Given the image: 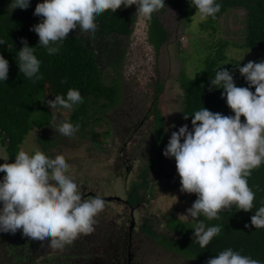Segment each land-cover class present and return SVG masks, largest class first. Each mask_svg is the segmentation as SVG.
<instances>
[{
    "label": "trees",
    "instance_id": "16d2710c",
    "mask_svg": "<svg viewBox=\"0 0 264 264\" xmlns=\"http://www.w3.org/2000/svg\"><path fill=\"white\" fill-rule=\"evenodd\" d=\"M217 2L221 4L220 11L216 13L215 18L209 17L204 20L200 24L202 28L207 26L209 31H215L212 29L213 26L226 11L240 9L245 12L244 40L241 48L264 53V0H217ZM165 7L175 9L179 18L186 21L191 20L196 12L195 7L190 6V0H166ZM165 7L155 12L150 22L145 21L147 43L156 56L168 39L158 15ZM11 8H13L11 0H0V40L4 41V44L0 45V54L9 61L8 79L5 82L0 81V144L5 147L9 162L14 160L21 144L33 129L38 130L36 140L39 150L46 158L53 160L54 153L51 149L56 148L58 143H63L65 138L60 135L49 136L45 131L54 119L47 101H54L59 95L66 98L70 90L79 92L82 102L72 111L69 123L79 125L76 133L81 139L86 140L84 136L89 134L92 143L104 144L109 138V132L105 130L98 132L90 126L99 124L95 122L100 119L99 111H102L101 117L105 119L103 112L106 113L119 101L121 69L126 57L128 39L138 19L135 15L136 6L127 8L121 6L115 13L106 10L96 18L97 30L94 36L81 34L79 31L72 33L62 44L57 42L56 45H51L59 47V51L53 55H49L45 47L38 45V35L30 30L42 19L33 15L35 7L31 5V0L30 6L26 9ZM22 38L29 46L35 47L34 54L41 61L42 79L35 82L19 73L16 64L18 51L23 47ZM217 41L209 45L210 49L217 48L215 52L217 60L219 62L224 60V63L228 62L234 66L239 64L227 58L228 42ZM208 61L205 75L201 79L189 80L184 76L181 79L183 89L181 115L183 119L184 115H189L187 120L184 119V124H188L190 129V115L203 106L212 112L233 114L221 96L223 90H209L210 79L214 78L213 71L218 64L216 65L211 56ZM230 69L233 71L237 86H248L236 66ZM155 73L158 75V72ZM62 81L65 83L62 84ZM156 85L153 99L155 104L151 111L149 113L146 111L141 118L143 120L152 118L150 123L152 125L153 121V135L156 139L149 161L140 169L138 181L131 182L125 201L103 198L107 205L105 210L95 217L93 231L79 235L63 250L50 248L52 252L48 262H43V259L36 260V250L39 251L36 242L24 238L20 231L0 232V264H149L140 252V243L146 239L173 256L193 264H206L209 258L229 247L241 252L242 255H250L254 259L264 261V228L255 229L250 223L255 209L264 205V163L253 169L247 178L249 187L255 193L252 211L239 210L232 204L218 212L219 219L209 220L200 216L196 220L192 219L177 226L171 222L173 216L170 215L166 217L165 228L168 229L165 231L166 235L158 234L148 218L143 217L137 223L135 216L134 219L131 217L146 194L149 197L154 196L152 191L146 192L147 177L164 158L163 150L166 146L164 138L167 132L164 118L158 108L159 102L156 104L163 87L159 83ZM243 120L244 117L241 116V121ZM132 137L130 141L135 139ZM116 138L118 139L117 136ZM117 152V156L126 157L127 153L122 146H118ZM195 199L196 195L192 194L190 199L192 203ZM110 203L123 205L124 212L120 214L109 212L112 208L108 206ZM197 220H203L206 227L219 225L221 228L220 233L204 248L199 246L195 238L192 240L194 232L192 228ZM132 222L131 239L126 227Z\"/></svg>",
    "mask_w": 264,
    "mask_h": 264
},
{
    "label": "clouds",
    "instance_id": "9594fccd",
    "mask_svg": "<svg viewBox=\"0 0 264 264\" xmlns=\"http://www.w3.org/2000/svg\"><path fill=\"white\" fill-rule=\"evenodd\" d=\"M11 2L13 9L30 6V0ZM165 4L166 0H42L33 13L42 19L30 30L38 35V45L53 55L59 47L51 45L62 44L72 33L94 36L96 18L106 10L115 13L121 6L135 5V15L150 22ZM190 6L195 7L193 16L200 21L215 18L221 9L217 0H190ZM21 43L16 63L19 73L33 82L42 79L35 47L23 38ZM3 44L0 40V45ZM241 61L235 66L248 86H237L233 71L223 67L210 79L209 90L222 89L221 96L233 114L212 112L203 106L190 115L191 129L184 124L172 131L163 150L165 157L175 160L180 191L196 195L182 215L185 218L219 219L218 212L232 204L245 212L254 208L255 193L247 178L264 163V60L248 61L243 66ZM8 73L9 61L0 54V81L5 82ZM81 102L80 93L70 90L66 98L59 95L54 101L48 100L47 106L71 112ZM188 117L184 115L185 120ZM54 129L61 137L70 138L79 125L61 122ZM25 144L28 147L20 148L14 162L0 155L4 161L0 163V173H4L0 177V232L20 231L27 240L63 250L79 235L93 231L95 217L105 210L106 203L99 195H85L67 174L69 165L64 158L48 159L35 145L28 141ZM4 151L5 147L0 145V153ZM250 223L255 229L264 228V205L255 209ZM192 229V240L195 238L201 248L221 230L219 225L206 227L203 220H197ZM206 264H264V261L229 247L209 258Z\"/></svg>",
    "mask_w": 264,
    "mask_h": 264
},
{
    "label": "rangeland",
    "instance_id": "374dc122",
    "mask_svg": "<svg viewBox=\"0 0 264 264\" xmlns=\"http://www.w3.org/2000/svg\"><path fill=\"white\" fill-rule=\"evenodd\" d=\"M38 2L42 0H31V5L35 7ZM158 15L161 25L167 32V41L162 45L157 56L154 55L152 47L147 43L145 20L138 16L133 33L128 39L126 57L121 69L119 101L106 113L103 112L105 119L101 117L102 111H99L100 119L95 121L99 124L90 126L98 132L108 131L107 141L102 145H96L90 141L89 134H85L86 140H84L75 132L72 137L65 138L63 143H58L56 148L51 149L54 153L53 160L57 157L64 158L69 165L67 174L78 184L87 180L90 188H97L99 194L107 198H119L125 201L131 182L138 181L137 176L140 174V169L149 161L156 138L150 124L151 117L145 120L141 118L144 117L146 111L149 113L155 104L153 99L156 93V83L162 84L163 87L156 104L159 102L158 108L164 118L167 132L164 142L167 144L171 132L184 125L181 115L183 110L181 79L183 76L189 80L201 79L205 75L206 63H209L210 56L215 60L216 65L218 64L213 72L223 66L228 69L235 68L234 64L225 65L228 62L224 63V60L219 62L215 57L217 48L210 49L209 45L218 42L217 40L227 41L229 45L227 58L239 63L243 59L241 64L264 60V53L241 48L244 40L245 12L240 9L226 11L218 23L213 26L212 29L215 31H209L207 26L203 29L200 25L203 21H200L198 16H192L191 20L186 21L179 18L175 9L168 7H165L164 11ZM205 30L208 31L204 32ZM155 72H158V75ZM77 107L78 105L74 109ZM48 109L54 119L45 131L49 136L55 137L59 134L55 133L54 128L58 127L61 122L69 123L74 109L71 112L59 108L51 110L48 107ZM138 120H143L144 123ZM171 125H176V128H172ZM133 126L143 128H140L139 133L134 135L135 139L130 141L127 138L130 137L129 133L134 128ZM37 135V129L31 130L20 148H27L25 141H28L29 144L39 149ZM160 140L161 138L158 140L159 143ZM122 142L128 146H122ZM118 146L129 148L128 157H131L132 162L128 172L124 167L118 171L115 162L113 163V160L117 158ZM154 154L156 155L155 150ZM0 155H3L5 159L8 158L6 150ZM0 163L4 161L0 160ZM155 167L156 169L152 170L147 177L148 189L146 190L147 193L152 191L154 196L149 197L146 194L138 210L134 211V216L137 223L143 217L148 218L158 234L166 235L168 231L167 227L165 228L166 217L172 215L171 222L176 226L192 220V218L182 216L192 205L190 200L192 194L180 191V178L176 173L174 158L164 156L160 164ZM3 175L4 173H0V177ZM108 206L112 207L109 212L116 214L124 212L123 205L110 203ZM36 244L39 250H36V260L43 259V262H48L52 250L46 245L41 246L37 242ZM140 245L143 259L145 258L149 264H193L173 256L147 239Z\"/></svg>",
    "mask_w": 264,
    "mask_h": 264
},
{
    "label": "flooded vegetation",
    "instance_id": "af4514ba",
    "mask_svg": "<svg viewBox=\"0 0 264 264\" xmlns=\"http://www.w3.org/2000/svg\"><path fill=\"white\" fill-rule=\"evenodd\" d=\"M151 120H152V118H150V122H151ZM143 123H144V121H143ZM151 124V123H150ZM134 127V126H133ZM152 127H153V121H152ZM140 128H143L142 126L141 127H138V126H136V127H134V128H132V130H130V133H129V135H130V137L129 138H127V139H132L133 137L132 136H134L135 135V133L137 134V133H139V129ZM141 130V129H140ZM126 138V137H125ZM122 140H123V138H122ZM123 143V142H122ZM122 146H128L126 143H123L122 144ZM123 150L125 151V153H127L125 156L126 157H120V155L119 156H117V158H116V160L114 159L113 160V163L114 164H116V166L118 167V171H120V170H122V168L124 167V169H125V171L126 172H128L129 171V168L131 167L130 165H131V162H132V160L130 159L131 157H128L130 154H129V152H128V150H129V148H126V147H123ZM124 153V154H125ZM121 160V161H120ZM79 186H80V188L82 189V191L86 194V195H94V194H96V195H99V196H101L100 194H99V192H98V190H97V188H90V186L88 185V181L87 180H84V181H82L80 184H78ZM102 198H106V199H114V198H112V197H109V198H107L106 196H101ZM140 207V206H139ZM138 207V208H139ZM138 208H136V211L138 210ZM135 211V210H134ZM131 217L134 219V214H133V212H132V214H131ZM132 228H133V222L132 223H130V224H128L127 225V227H126V229L128 230V233H129V235H130V238L132 239ZM132 245V244H131Z\"/></svg>",
    "mask_w": 264,
    "mask_h": 264
},
{
    "label": "water",
    "instance_id": "95a60500",
    "mask_svg": "<svg viewBox=\"0 0 264 264\" xmlns=\"http://www.w3.org/2000/svg\"><path fill=\"white\" fill-rule=\"evenodd\" d=\"M115 200H120L119 198H114ZM109 200H111V199H109Z\"/></svg>",
    "mask_w": 264,
    "mask_h": 264
}]
</instances>
